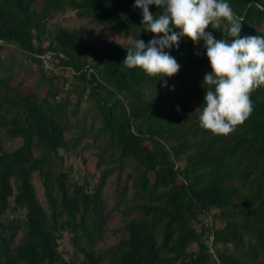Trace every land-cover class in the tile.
Instances as JSON below:
<instances>
[{"label":"trees","instance_id":"obj_1","mask_svg":"<svg viewBox=\"0 0 264 264\" xmlns=\"http://www.w3.org/2000/svg\"><path fill=\"white\" fill-rule=\"evenodd\" d=\"M227 2L264 36V0ZM134 3L0 0V264H264V86L205 131L204 42L165 49L173 77L127 68L128 37L153 38Z\"/></svg>","mask_w":264,"mask_h":264},{"label":"clouds","instance_id":"obj_2","mask_svg":"<svg viewBox=\"0 0 264 264\" xmlns=\"http://www.w3.org/2000/svg\"><path fill=\"white\" fill-rule=\"evenodd\" d=\"M153 5L159 10L156 14L149 10ZM133 7L142 13L141 32L153 38L145 43L129 36L123 64L149 77L170 78L181 66L165 49L178 48L182 37L194 45L203 41L211 72L204 76L203 85L209 87L199 126L213 135L228 136L243 125L254 111L253 92L264 86V36H241L243 18L227 0H135ZM223 22L230 42L206 31L209 26L221 30Z\"/></svg>","mask_w":264,"mask_h":264},{"label":"rangeland","instance_id":"obj_3","mask_svg":"<svg viewBox=\"0 0 264 264\" xmlns=\"http://www.w3.org/2000/svg\"><path fill=\"white\" fill-rule=\"evenodd\" d=\"M115 38L120 39L119 36H116ZM22 86L24 88H27V87L32 86V76L30 78L25 79V82L23 83ZM73 162H74L75 167H77L78 166L77 165V161L76 160H73ZM79 167H80V165H79ZM81 167H83L82 169H85L86 171H89V172H94V169H95L94 168V164L91 161L86 162L85 163V166L84 165L83 166L81 165ZM33 180H34L35 186L37 187L38 192L41 194V190H40V187H39V180H38V178H37V176L35 174H34ZM114 218H116V217H114ZM113 221L116 222L117 219H113ZM112 224H113V222H112ZM110 226H112V225L110 224ZM112 242H113V238L111 236V233L108 232L106 234L105 240H103V242L101 243V245L105 246V245H107L109 243H112Z\"/></svg>","mask_w":264,"mask_h":264}]
</instances>
